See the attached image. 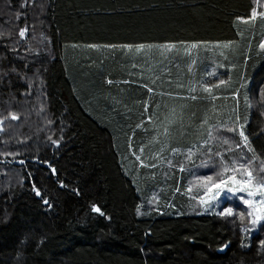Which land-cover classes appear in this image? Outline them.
Returning <instances> with one entry per match:
<instances>
[{"label":"trees","instance_id":"1","mask_svg":"<svg viewBox=\"0 0 264 264\" xmlns=\"http://www.w3.org/2000/svg\"><path fill=\"white\" fill-rule=\"evenodd\" d=\"M253 7L264 11V0H0V264H264V221L252 228L247 215L241 221L204 211L185 192L193 175L166 165L153 175L138 168L132 155L140 154L142 143L144 156L160 147L149 146L154 133L135 127L141 120L144 128L153 127L145 118L153 99L167 105L154 117L161 132L172 107L179 112L184 105L185 120L193 111L212 115L206 102L150 97L144 84L167 92L178 81L187 86L199 80L213 62L225 63L231 72L218 69L219 79L230 75L232 89L242 77L248 85L238 102L227 91L214 92L228 97L216 104L223 113L236 108L241 123L248 118L245 134L256 154L252 169L259 170L264 50L258 45L264 20H236H246ZM228 41L230 48L216 46ZM166 42L176 48L163 52L158 46ZM192 44L197 47L186 55L185 45ZM139 45L144 47L137 52ZM191 59L198 61L194 76L187 72ZM206 132L196 129L185 142L199 133L206 138ZM49 136L62 137L58 148ZM198 194L193 184L191 195ZM222 204L246 213L238 200Z\"/></svg>","mask_w":264,"mask_h":264},{"label":"snow or ice","instance_id":"2","mask_svg":"<svg viewBox=\"0 0 264 264\" xmlns=\"http://www.w3.org/2000/svg\"><path fill=\"white\" fill-rule=\"evenodd\" d=\"M256 2L259 4L261 0H256ZM257 18L264 20V11L258 12L257 8L253 7L251 9V15L246 20L240 16H237L236 20L254 23ZM24 35L25 30L21 29L20 36L23 37ZM232 43V41H228L224 45L218 43L216 46L230 48ZM124 47L131 48L132 46L126 45ZM143 47L144 45L137 46L136 51H141ZM148 47L156 46L149 45ZM158 47L162 48L163 52H170L176 48V45L166 42ZM195 47H197L196 44H192L191 46L185 45V54L190 56L191 49ZM258 47L264 50V39L260 40ZM163 52L161 55H163ZM220 55L223 56L224 53L221 52ZM197 65L198 61L191 59V62L187 65L189 75H195ZM176 67L179 68V65H176ZM218 69H226L225 63L213 62L211 70L204 71L199 80H190L187 86L183 82L178 81L174 86V90L167 92L161 91L160 93H156L153 87L144 84L143 87L147 88L150 97L166 96L170 99L190 100L193 102L203 101L210 106L212 115L210 116L207 111L202 115H198L196 111H193L188 115L187 120H185L184 105L180 106L179 112H177L176 107H172L164 115L163 121H161L163 125V131L161 132L160 126L155 124L154 117L159 119L157 115L158 111L161 107L167 108V105L162 106L153 99L152 102L155 104V107L152 114L145 117L149 123L153 124V127L151 129L144 128V120H141L135 127L136 129L143 128L146 134L149 131L154 133L151 141H149V146L159 144L160 147L158 151L152 153L150 156H144L145 145L142 143L139 147L140 154L132 152V155L135 157L138 168L152 169L153 175H155L157 167H164L165 165L169 168L178 167L181 173L193 175L194 181L189 182L185 188V192L192 199H195L204 211L211 210L222 218H230L235 215L241 221L247 215L248 223L252 228H255L264 221V162L260 164L259 170L254 174L252 164L256 159V154L249 141V136L245 134V126L248 124V118L245 117L244 122L241 123V117L236 108H233L230 113L221 112L216 102L220 99H228V97L214 94V92L227 91L230 93L232 100L237 101L241 89L247 88L248 80L242 77L243 83L239 87L232 89L231 76L228 75L227 79H219ZM163 71L170 75L166 67ZM226 72L230 73L231 68H227ZM205 77H217V82L215 84H209L205 82ZM108 83L111 84L112 81L109 80ZM124 83H128V81ZM152 83L155 84V80ZM167 83L169 88L172 89L171 80L167 81ZM178 90L186 92L187 95H181V91ZM245 101L247 102V96H245ZM148 105L149 101H145V113L148 111ZM8 115L13 121L18 119L15 113H9ZM213 116L217 117L215 124L211 123ZM47 123L51 124L52 121H47ZM205 128L207 129L206 138H204L203 133H199L193 141L185 142L186 138L192 135L194 130ZM225 133L238 135L239 141L230 139ZM161 136L164 137L163 141L160 139ZM48 140L52 146L58 148L62 137L61 139L53 140L49 136ZM129 141L128 147L131 151V137H129ZM174 141L177 146H172ZM165 153L168 155L165 156ZM249 153H251V157L248 156ZM177 158H179L178 163H174V160H177ZM198 158L200 162L196 163ZM18 163L23 165L25 161L20 160ZM45 163L47 162L45 161ZM200 169H209L212 174L195 175ZM51 171L53 174L55 173V169ZM193 184H195L197 190L202 192V194L191 195L193 192ZM33 189L36 196L41 198L43 204L51 207L48 200L42 196L39 190L35 189V186H33ZM179 191L180 189L177 188L176 192L178 193ZM234 199L246 207V213L244 211L235 212L232 206L220 207L223 202L231 203ZM172 206L175 207V205ZM218 208L220 210H217ZM156 210L159 211L158 208ZM92 211L103 215L101 209L96 205H92ZM137 214H140L139 210ZM260 243L264 245V241H260ZM224 247H227V245H224Z\"/></svg>","mask_w":264,"mask_h":264},{"label":"rangeland","instance_id":"3","mask_svg":"<svg viewBox=\"0 0 264 264\" xmlns=\"http://www.w3.org/2000/svg\"><path fill=\"white\" fill-rule=\"evenodd\" d=\"M264 125V124H263ZM223 206H225L224 204H221V206L220 207H223Z\"/></svg>","mask_w":264,"mask_h":264}]
</instances>
